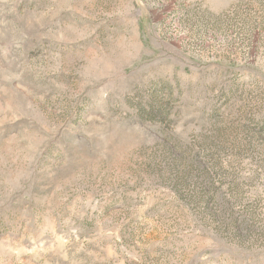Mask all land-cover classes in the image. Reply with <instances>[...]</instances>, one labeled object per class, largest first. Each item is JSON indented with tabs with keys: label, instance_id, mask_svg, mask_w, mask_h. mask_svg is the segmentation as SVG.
I'll use <instances>...</instances> for the list:
<instances>
[{
	"label": "rangeland",
	"instance_id": "1",
	"mask_svg": "<svg viewBox=\"0 0 264 264\" xmlns=\"http://www.w3.org/2000/svg\"><path fill=\"white\" fill-rule=\"evenodd\" d=\"M0 264H264V0H0Z\"/></svg>",
	"mask_w": 264,
	"mask_h": 264
}]
</instances>
